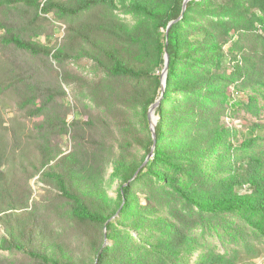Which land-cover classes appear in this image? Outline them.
Returning <instances> with one entry per match:
<instances>
[{
    "label": "trees",
    "instance_id": "16d2710c",
    "mask_svg": "<svg viewBox=\"0 0 264 264\" xmlns=\"http://www.w3.org/2000/svg\"><path fill=\"white\" fill-rule=\"evenodd\" d=\"M103 1L129 7L139 19L133 24L123 21L113 41L101 34L113 31L111 25H98L100 37L83 28L73 29L76 37L85 35L83 41L95 44L77 52L98 61L103 69L97 66L107 74V80L90 86L94 99L109 97L113 117L123 114L125 106L136 107L146 131L141 133L132 119L119 114L117 126L121 128L112 140L114 135L99 124L101 119L92 118L86 121L92 132L79 134L74 150L65 153L54 139L67 133V121L49 111L62 90L57 92L46 83L44 73L22 60L19 53L59 62L68 53L64 45L53 47L38 41L36 35L23 34L15 10L26 7L35 11L34 23L52 12L64 19L77 16L102 0H0V249L22 252L40 264L82 262L73 250L46 238L38 208L30 206L32 189L24 185L37 175L56 187L73 219L97 231L99 239L94 245L99 264H114L124 251V264H142L143 256L188 263L201 248L189 225L196 214H238L264 237V152L256 151L261 137L242 136L222 119L233 105H257L246 90L230 88L242 71L240 63L231 65L239 47L230 42L239 28L246 27L259 30L264 42V0L258 4L259 11L253 10V0L224 4L190 0L169 36L168 25L182 14L184 0ZM166 52L170 64L166 90L156 109V148L143 166L155 143L149 110L162 95ZM249 64L244 72L246 84H264L258 65ZM56 75L61 81L59 71ZM117 100L121 103L118 108ZM12 105L24 114L5 117L4 110ZM78 122L72 126L84 129ZM144 178L162 183L185 207L178 212L177 221L155 215L150 204H142L138 187ZM145 198L150 203V197ZM155 221L174 236H158ZM130 228L137 231V238ZM105 239L113 243L104 247ZM253 251L254 256L260 255V250ZM228 254L201 252L196 263L235 264L238 253Z\"/></svg>",
    "mask_w": 264,
    "mask_h": 264
},
{
    "label": "rangeland",
    "instance_id": "374dc122",
    "mask_svg": "<svg viewBox=\"0 0 264 264\" xmlns=\"http://www.w3.org/2000/svg\"><path fill=\"white\" fill-rule=\"evenodd\" d=\"M216 1L224 4L228 0ZM260 2L261 0L252 1L254 11L260 10L258 5ZM34 12L26 7L15 10V19L21 26V32L27 36L36 35L38 41L50 44L53 47H61L64 45L63 48L68 53L60 62L53 58L51 61L44 55L31 56L25 52L19 53L22 60L28 62L41 75L44 73L43 77L46 83L56 88L57 92L58 90H62V92H58L62 96L58 95L56 102L50 104L49 111L56 118L64 117L66 119L67 133L56 136L54 143H57L65 153L74 150L77 145L76 137L79 134L89 135L92 132L90 125L86 124V121L92 118L97 119V117L101 119L99 124L108 130L110 134L114 135L112 137L113 140L119 135L118 130L121 128L117 126L118 119L116 116L119 114L123 118L127 117L128 119H132L133 124H137L139 131L141 133L145 132L146 128L141 121V113L136 107L131 105L125 106L123 107V114L117 113L113 117L110 114L113 111H111L112 101L109 97L106 99L104 96L97 101L94 99L95 93L91 91L90 86L95 87L97 81L102 79L107 80L108 77L100 69L102 67L98 61L86 53L78 54L77 52L78 49L84 46L88 48L93 47L95 45L94 42H85L83 41V39H86L85 35H83V38L76 37L72 32L73 29L83 28L92 36L100 37L99 33L101 31H99L98 25H104L106 27H108L107 25H111L113 31L108 33L111 35L103 32L101 34L103 39H111L113 41L117 33H120L119 25L123 21L133 24L137 22L139 16L129 7L123 5H119L118 7L109 6L103 0L102 3L87 11L65 19L58 18L57 14L52 12L47 15H42V18L35 20L33 23L32 18L35 15ZM2 16L3 13L0 10V17ZM2 32L0 31V34ZM259 33V30L255 31L248 27L246 29L239 28L235 38L230 42H236L239 47L234 53L237 58H233L230 61L231 65L235 67L236 64L240 63L242 67L241 73L236 75V81L232 83L230 88L246 90L256 98L257 105L251 107L233 105L228 110L227 115L222 116V119L229 126L238 129L241 135H259L261 138L258 140L259 147L256 151L261 150L264 152V84L263 82H256L255 85L252 83L246 84L247 79L246 74H244V72L246 73V65L248 64L250 67L249 62L256 63L259 71L264 74V42L260 38ZM98 42H101V39H98ZM119 42L124 45V41ZM7 52L9 53L10 49H7ZM243 56L247 59L244 63L242 62ZM54 69H56V73L59 71V75L61 74V81L57 80ZM232 69L230 68V70ZM242 73L244 76L241 75ZM251 77L252 75H250ZM253 81L254 79H251L249 82ZM120 104L119 100L115 103L117 108ZM3 113L5 117H13L14 114H24V111H20L16 106L12 105L4 110ZM65 113L66 116H64ZM76 120H79L78 125L84 127V129H76L72 126ZM153 120L158 121V117L156 116ZM255 124H258L259 128L254 126ZM253 127L256 128L255 131ZM41 180V175H37L34 178L28 179L24 185L25 187L30 186L32 189L30 206L32 208H38L40 224L45 230L46 238L50 241H59L66 248L73 250L82 262H91L96 258L95 262L99 264V257L95 253L96 248L94 245L99 239L97 231L93 227L79 223L73 219L67 209L66 201L60 196L56 187L46 184ZM138 190L139 196L143 200L142 204H150L155 210V215L164 214L172 221H177L178 212L185 210V207L179 203L162 183H157L151 178L142 179L139 183ZM111 193L114 194V191H111ZM145 196L150 197V203ZM189 225L194 229L192 232L194 233V237L200 242L201 248L188 258V263L181 264H197L198 255L201 252L209 251L222 254L228 252V257H233L235 253H238L237 256L239 259L235 264H264V237L248 226L247 222L240 215L232 213L217 217L196 214L193 217V222L189 221ZM153 228L160 237L172 238L174 236L169 235V231L161 229L157 221L154 222ZM130 233L137 238L138 233L136 230L130 228ZM174 241L177 243L178 239L176 238ZM112 243V240L105 239L104 247ZM253 247L254 249L260 250L259 256H254ZM123 257H125V251L122 257L116 258L114 264H124ZM141 260L143 262L142 264H179L177 261L160 258L146 260L144 256ZM82 262L80 264H83ZM0 263L40 264L37 260L22 252L1 249Z\"/></svg>",
    "mask_w": 264,
    "mask_h": 264
},
{
    "label": "water",
    "instance_id": "95a60500",
    "mask_svg": "<svg viewBox=\"0 0 264 264\" xmlns=\"http://www.w3.org/2000/svg\"><path fill=\"white\" fill-rule=\"evenodd\" d=\"M190 0H184V4H183V10H182V14L170 21L169 25H168V28H167V36H169V30L171 28V26L174 24V23H177L178 21H180L183 17H184V14L187 10V5H188V2ZM168 43V42H167ZM169 64H170V55L168 52H166L165 54V66L162 70V76H161V80H162V95L161 97L150 107V110H149V120H150V123H151V129H152V133H153V137H154V146H153V149L152 151L150 152V154L147 156L143 166H145L149 160L152 158L153 154H154V151H155V148H156V143H157V130H156V126H157V123L158 121H154L153 119L156 118V109L161 101V99L163 98L164 96V93H165V90H166V86H167V80H168V72H169Z\"/></svg>",
    "mask_w": 264,
    "mask_h": 264
}]
</instances>
